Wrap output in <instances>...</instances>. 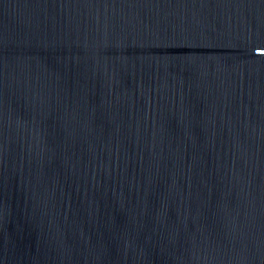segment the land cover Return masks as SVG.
Listing matches in <instances>:
<instances>
[{"label":"water","instance_id":"95a60500","mask_svg":"<svg viewBox=\"0 0 264 264\" xmlns=\"http://www.w3.org/2000/svg\"><path fill=\"white\" fill-rule=\"evenodd\" d=\"M0 264H264V0H0Z\"/></svg>","mask_w":264,"mask_h":264}]
</instances>
